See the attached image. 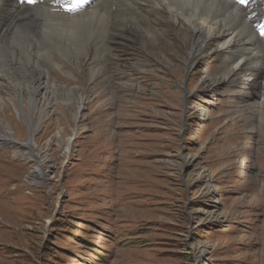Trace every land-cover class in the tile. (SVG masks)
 <instances>
[{
    "label": "rangeland",
    "instance_id": "obj_1",
    "mask_svg": "<svg viewBox=\"0 0 264 264\" xmlns=\"http://www.w3.org/2000/svg\"><path fill=\"white\" fill-rule=\"evenodd\" d=\"M260 1L231 0L255 15ZM262 16L249 19L264 41ZM18 20L0 41V54L24 53L0 63V264H264V84L255 99L237 76L208 87L219 57L207 51L187 70L168 21L155 32L162 62L151 60L136 40L153 27L142 11L107 16L93 43L87 22H65L86 59L112 61L104 69L58 61L48 40L26 54L29 18ZM124 24L129 38L109 46ZM39 73L54 95L84 90L77 116L56 98L30 112L9 79Z\"/></svg>",
    "mask_w": 264,
    "mask_h": 264
},
{
    "label": "bare ground",
    "instance_id": "obj_2",
    "mask_svg": "<svg viewBox=\"0 0 264 264\" xmlns=\"http://www.w3.org/2000/svg\"><path fill=\"white\" fill-rule=\"evenodd\" d=\"M246 5H235L231 0H35L34 3H28L27 0H0V41L5 29L18 33L21 30L18 19L25 16L29 18V22H22L28 38V43L25 41L26 54L34 55L36 50L43 52L38 46L42 40H48L52 49L58 47V50L62 51L55 56L58 61L76 60L81 63L90 61L100 66V69H104L101 66L112 61L102 56L86 59L90 57L86 51L82 52L81 49L71 46L76 32L74 28L67 27L65 22L70 21L74 24L87 22L92 30H87L86 39L93 43L98 40V33L93 30L99 29L107 16L122 15L123 10L142 11L148 15L153 27L149 28L147 36L138 37L136 40L143 44L146 48L145 52L153 58L151 60L162 62L161 53L156 50L155 32L163 33L164 28L161 23L168 21L170 29L178 35L184 45L188 46L185 60L187 70L195 67L200 59H203V54L211 51L212 54H217L223 67L220 74L205 78L207 86L214 88L212 82L223 84L227 82L229 76H237L234 82L237 85H244L245 94L249 97L254 94L255 99V97L260 98L262 94L254 93V87H261L264 84V41L253 31L251 19L254 20V24L261 20L258 17L264 15V8L262 9L264 1L256 5L260 11L259 15L249 13ZM115 6L117 11L113 12L112 7ZM253 27L258 28V25ZM126 28L134 29L135 26L124 24L121 29L114 30L107 36L110 39L108 45L129 38V35L122 33ZM8 41L14 44V41ZM111 48V51L107 52V54L111 53L109 55H113L116 50L115 47L111 46ZM22 53V49L13 46L6 55L0 54V63H6L9 56L21 62ZM47 53L46 51L45 54ZM117 60L123 59L117 58ZM40 74L31 76L32 82H27L26 85H17L18 83H12L9 79L12 88L16 89L14 92L21 99L24 96L28 97L31 102L30 112L34 109L44 112L56 98L71 105L77 116L84 101V90L77 87L71 89L63 87L64 90L60 89L61 92L54 95L44 84L45 82H40L42 78ZM69 143L70 141H65L66 150ZM32 144V141L28 143L31 147ZM36 171L39 172V168L34 172Z\"/></svg>",
    "mask_w": 264,
    "mask_h": 264
},
{
    "label": "snow or ice",
    "instance_id": "obj_3",
    "mask_svg": "<svg viewBox=\"0 0 264 264\" xmlns=\"http://www.w3.org/2000/svg\"><path fill=\"white\" fill-rule=\"evenodd\" d=\"M27 2H28V3H34V2H35V0H27ZM239 2H240V3H244V2H245V0H239Z\"/></svg>",
    "mask_w": 264,
    "mask_h": 264
}]
</instances>
